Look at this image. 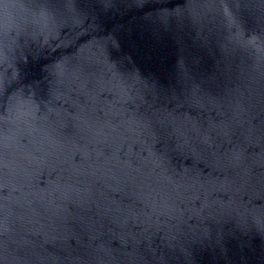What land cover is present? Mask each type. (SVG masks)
<instances>
[{"label":"water","instance_id":"obj_1","mask_svg":"<svg viewBox=\"0 0 264 264\" xmlns=\"http://www.w3.org/2000/svg\"><path fill=\"white\" fill-rule=\"evenodd\" d=\"M0 264H264V0H0Z\"/></svg>","mask_w":264,"mask_h":264}]
</instances>
